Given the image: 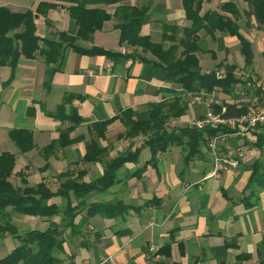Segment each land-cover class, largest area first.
Returning <instances> with one entry per match:
<instances>
[{"label": "crops", "instance_id": "obj_1", "mask_svg": "<svg viewBox=\"0 0 264 264\" xmlns=\"http://www.w3.org/2000/svg\"><path fill=\"white\" fill-rule=\"evenodd\" d=\"M42 1L46 0H0V7L18 13L34 12ZM224 2L234 4L238 10L235 23L238 33L250 43L252 62L249 66L244 64L236 36L218 31L211 36L200 31V51L196 54L199 68L203 73L224 71L225 66L240 69L244 77L235 89L244 90L250 97L252 91L247 88L246 80L264 76V31L248 15L244 0H208L200 14L217 11ZM56 4L45 17L37 16L34 20L37 35L51 37L65 32L74 37L77 27L68 14V4ZM136 4L130 0L88 7L103 9L112 16L118 6ZM145 5L149 10L140 36L149 37L154 43L169 46L171 42L164 40L165 37L181 36L182 30L191 25L185 18L182 0H146ZM223 15L233 20L230 14ZM114 24L111 18L87 40L79 39L75 43L84 49L118 51L119 31ZM130 52L133 58L112 61L101 55H80L67 48L59 66L45 64L36 54L32 60L21 58L11 80L10 69L0 67V153L15 155L11 180L22 177L29 186L54 181L57 186V175L71 171L74 175L81 173L79 182L88 183L102 174L105 161L130 153L131 160L116 172L114 184L87 197L89 203L121 202L128 209L116 217L91 216L81 235L73 237L69 229L65 230L63 250L73 257L74 264H101L108 257L116 264H149L152 259L149 249L156 253L164 247L169 248L168 255L158 254L156 263L259 264L264 259V187L248 185L254 164H261L264 171V136L255 133L229 136L224 152L242 146L244 159L236 170L211 177L212 165L204 142L193 155L184 145L172 144L153 158L143 136L119 138L125 128L118 117L126 110H131L133 119L140 121L146 105L178 97L187 109L181 117L171 119L177 122L176 128L187 127L188 122L206 111L204 104L192 103L187 91L166 81L165 70L154 64L156 59L151 53L143 52L140 47H130ZM108 61L112 64L110 70L105 68ZM88 70L92 76L85 73ZM235 89L231 95L219 90L212 92V110L216 106L220 108L217 113L224 114L226 104L233 105L235 110H246ZM66 93L82 97L75 98L72 105L86 122L71 132L70 138L74 139L71 145L45 161L42 149L58 137L61 127L68 126L47 113L56 109ZM28 109L32 113L28 114ZM114 117L117 119L107 126L105 138L100 140L107 148L105 159L82 162L90 141V124ZM12 129L32 132L31 151L18 152L8 136ZM53 201L60 206L64 204L60 198ZM54 221L59 222L60 216ZM12 224L23 233L44 230L48 222L16 216ZM15 246L12 236L6 234L0 238L3 255L0 258ZM242 254L250 255V259L238 261L237 256Z\"/></svg>", "mask_w": 264, "mask_h": 264}, {"label": "trees", "instance_id": "obj_2", "mask_svg": "<svg viewBox=\"0 0 264 264\" xmlns=\"http://www.w3.org/2000/svg\"><path fill=\"white\" fill-rule=\"evenodd\" d=\"M130 0H46L38 4L35 11L30 10L18 13L9 8L0 7V67L10 69V80L13 78L21 58L34 59L38 54L45 64L59 66L63 60L64 52L70 48L73 52L86 56H105L116 61L119 58H133L132 53L121 54L118 51H107L99 47L84 49L78 46L76 40H87L102 24L114 19V27L119 31L120 46L140 47L143 52H149L156 59L155 65L162 67L166 72V81L177 85L187 92L195 93L205 90L212 93L219 90L225 95H231L240 83L235 78L234 66H225L224 74L218 75L216 70L208 73L201 72L196 54L200 51L198 33L205 31L208 35L214 32H227L236 36L240 52L244 57V64L249 66L252 62L250 43L239 33L235 19L238 10L234 4L224 2L217 11H208L200 14L202 5L208 0H182L185 18L191 22L189 28L182 30L181 36L165 37L171 42L165 46L163 42L154 43L149 37L140 36V29L149 8L146 0H133L136 5L118 6L111 16L100 8H89L90 5H112ZM57 2L68 4L67 10L70 18L77 27L74 37L65 32H58L51 37H40L36 33L34 20L37 16L45 17L47 12L57 6ZM248 6V15L252 16L256 27L264 31V0H244ZM228 13L233 17L224 16ZM143 60V59H141ZM9 82V81H8ZM82 97L71 93L63 95L61 102L53 112L47 116L67 123L61 127L58 137L51 141L41 151L42 157L47 161L55 153L74 142L70 138L71 132L86 122L73 107L74 99ZM224 116L241 114L244 108L235 110L233 105L226 104ZM187 106L178 97L167 101L154 102L145 106L143 120L133 119V112H122L118 120L125 131L119 138H134L143 136L145 146L152 157L158 152H165L172 144L184 145L189 154L198 152L204 142L205 135H213L224 131V128L206 129L199 131L189 127L169 128L171 119L179 118L185 114ZM220 108H214L219 112ZM32 109H28V114ZM117 117L107 121L94 122L89 126L90 141L82 157L84 163L103 161L107 156V148L103 147L100 140L105 138L107 126ZM9 139L20 154H25L33 149V136L30 130L12 129L8 132ZM131 160L130 153L124 157H116L105 161L102 174L91 182H79L81 173L74 175L71 171L57 175L58 185L51 191L43 181L29 186L20 175L21 185L12 183L11 176L15 166V155L10 152L0 153V238L10 235L16 240V246L7 255L0 258V264H74L73 257L66 255L63 250L64 232L69 229L71 236L82 234L88 219L100 214L104 217H116L124 213L127 206L121 202L115 203H89L88 195L93 191H104L115 182L116 172ZM261 164H254L251 169L249 186L255 184L264 187V171ZM53 198H60L63 205H58ZM84 215H82V213ZM28 216L45 219L48 222L44 230L31 229L19 233L12 224L13 217ZM60 216V221L54 218ZM78 219V220H77ZM169 248L158 250L155 255H168ZM238 261H247L250 255L237 256ZM159 264V263H156ZM220 264H223L220 263ZM259 264H264V259Z\"/></svg>", "mask_w": 264, "mask_h": 264}, {"label": "built area", "instance_id": "obj_3", "mask_svg": "<svg viewBox=\"0 0 264 264\" xmlns=\"http://www.w3.org/2000/svg\"><path fill=\"white\" fill-rule=\"evenodd\" d=\"M118 52L126 54L129 48L125 45L120 46ZM112 64L110 61L105 63V68L110 70ZM218 75L222 76L224 71H216ZM87 75L92 76V71H85ZM236 79L241 81L244 77V72L240 69L233 72ZM246 86L252 91L250 97L248 94L236 88L234 93L241 103H245L247 108L245 112L233 115L224 116L223 113H215L212 108L213 95L205 90H200L195 93L187 92L194 104H204L206 106L205 113L187 123V127L204 131L206 129H216L218 127L224 128V131L213 135L204 136V145L208 158L211 161L212 171L211 176H218L222 171L236 170L245 156V150L242 146L228 149L226 148L227 139L232 135H244L246 133H255L264 136V76H252L246 80ZM170 128H176L177 122L172 120L169 125ZM150 256L149 264H156L158 256L155 255L153 249H149ZM101 264H116L111 257L102 261Z\"/></svg>", "mask_w": 264, "mask_h": 264}, {"label": "rangeland", "instance_id": "obj_4", "mask_svg": "<svg viewBox=\"0 0 264 264\" xmlns=\"http://www.w3.org/2000/svg\"><path fill=\"white\" fill-rule=\"evenodd\" d=\"M171 122V120L169 121V123ZM169 123H168V125H169ZM12 183L14 184V185H16V186H19V185H21V183H20V179L18 180H12ZM46 183V185L49 187V189L51 190V191H55L56 189H57V186H55V184H56V182H54V181H49V182H45ZM89 200L87 199L86 200V202H88ZM18 217H23V216H18ZM25 217V216H24ZM36 219H40V218H37L36 217ZM24 224V223H23ZM1 256H3L2 255V253H1V250H0V257Z\"/></svg>", "mask_w": 264, "mask_h": 264}]
</instances>
